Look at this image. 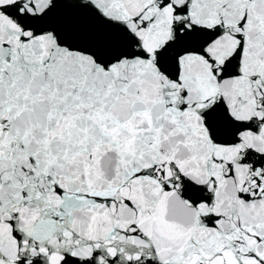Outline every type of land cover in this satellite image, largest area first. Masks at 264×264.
<instances>
[{
  "label": "snow or ice",
  "instance_id": "obj_1",
  "mask_svg": "<svg viewBox=\"0 0 264 264\" xmlns=\"http://www.w3.org/2000/svg\"><path fill=\"white\" fill-rule=\"evenodd\" d=\"M0 264H264V0H0Z\"/></svg>",
  "mask_w": 264,
  "mask_h": 264
}]
</instances>
